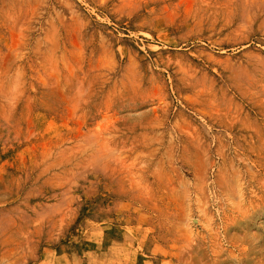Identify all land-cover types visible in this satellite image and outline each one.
<instances>
[{
  "label": "rangeland",
  "instance_id": "374dc122",
  "mask_svg": "<svg viewBox=\"0 0 264 264\" xmlns=\"http://www.w3.org/2000/svg\"><path fill=\"white\" fill-rule=\"evenodd\" d=\"M0 264H264V0H0Z\"/></svg>",
  "mask_w": 264,
  "mask_h": 264
}]
</instances>
